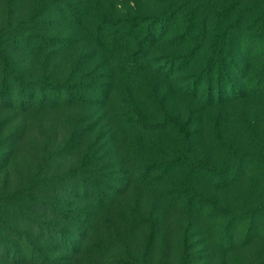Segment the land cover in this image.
Returning <instances> with one entry per match:
<instances>
[{"label": "rangeland", "instance_id": "obj_1", "mask_svg": "<svg viewBox=\"0 0 264 264\" xmlns=\"http://www.w3.org/2000/svg\"><path fill=\"white\" fill-rule=\"evenodd\" d=\"M202 2L0 0V85L18 68L45 86L23 103L11 83L15 103H0L1 244H36L35 222L60 223L52 203L84 235L69 264H264L263 215L253 229L243 217L259 181L218 172L233 161L226 142L250 124L263 131L264 100L207 105L196 94L212 53ZM52 84L71 95L57 101ZM80 177L93 186L86 199L72 193ZM40 245L47 257L58 247L46 236Z\"/></svg>", "mask_w": 264, "mask_h": 264}, {"label": "trees", "instance_id": "obj_2", "mask_svg": "<svg viewBox=\"0 0 264 264\" xmlns=\"http://www.w3.org/2000/svg\"><path fill=\"white\" fill-rule=\"evenodd\" d=\"M201 8H204L207 12H201L204 15L200 17L199 25L203 33L210 31L207 38L212 41L210 46L212 53L206 59V66L195 78L196 88L194 89L196 94L201 98H205L207 105L217 102L230 103L249 97L264 100V0H204V3H201ZM212 8L214 10L217 8L222 9V11H214ZM152 23L150 20L149 26L159 36L162 29L161 20L156 19ZM18 33H20V30ZM26 40L28 39L19 41L22 42V45L17 42V45L21 47L20 51L27 49L29 42ZM152 40L154 42V39ZM144 42L145 39L140 38L137 42L138 48ZM153 42L150 45H153ZM15 69L17 73H13L14 78L9 82L3 79L0 85V103L7 104V107L13 106L15 103V98L11 93L12 88L10 90L8 87L11 86V83L17 85L20 100L23 103L35 100L37 92H42L45 88L44 84L31 80L18 68ZM5 70H7L6 67L1 72L4 74ZM233 74L238 76V81H233ZM203 83L205 88H203L200 95L198 89ZM51 88L56 92L54 98L57 101L63 97L61 96L62 92L68 96L71 95L67 90V86L52 84ZM256 127L250 124L248 127L250 131L239 137L242 141L239 140L238 145L226 142V151L233 161H229L226 166L218 170L221 177L234 178L239 173L244 172L259 181L258 187L262 191L255 193L253 196V198H259V200L254 205H247L243 214L245 220L248 221L249 229L258 227L259 223L254 224V218L257 214L263 215L261 216L263 221L261 226L264 225V123H262L263 131H258ZM239 147L241 152H238ZM72 183L75 189L72 193L77 195L82 193V197L85 199L90 190L93 189V186H89L92 183H89L84 177L76 178ZM44 204L49 205V202H44ZM50 205L53 215L59 218L60 223L50 225L44 230L39 224L40 221L35 222L39 233L36 237L37 243L33 245L31 243L26 244L20 247L19 251H11V248L0 242V258L3 261L10 264H28L29 262L69 264L71 261L70 255L80 254L81 240L84 239L83 233L77 231L78 229L75 232L67 230L64 223L68 220V216L54 208L55 205H52V203ZM215 208L216 206L211 207L210 212L213 213ZM227 213L231 215L228 209H226ZM231 222L232 219L224 226V235L223 238L221 237L222 241L226 240L228 242V245L232 243L233 236L228 237L225 232L228 231ZM1 225H3L4 230L7 229L10 233H13V228L5 222H1ZM249 229L248 231H250ZM43 236L55 242L59 247L52 249L51 253L53 255L50 257L45 256L42 252L40 240ZM247 238L248 235L246 234L243 240ZM66 255L68 261L63 262Z\"/></svg>", "mask_w": 264, "mask_h": 264}]
</instances>
